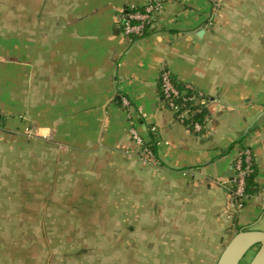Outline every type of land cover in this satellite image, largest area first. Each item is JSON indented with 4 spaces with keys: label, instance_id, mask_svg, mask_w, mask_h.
<instances>
[{
    "label": "crops",
    "instance_id": "0c3cea01",
    "mask_svg": "<svg viewBox=\"0 0 264 264\" xmlns=\"http://www.w3.org/2000/svg\"><path fill=\"white\" fill-rule=\"evenodd\" d=\"M154 1L163 9L128 43L122 14L143 0H17L13 53H0V210L46 192L42 203L69 217L110 208L106 220L142 225L138 254L160 264H216L234 234L264 232V0H223L213 27L207 0ZM161 69L216 100L204 134L164 107ZM123 99L155 164L137 159ZM244 148L253 193L235 211ZM2 214L0 264H39Z\"/></svg>",
    "mask_w": 264,
    "mask_h": 264
},
{
    "label": "rangeland",
    "instance_id": "374dc122",
    "mask_svg": "<svg viewBox=\"0 0 264 264\" xmlns=\"http://www.w3.org/2000/svg\"><path fill=\"white\" fill-rule=\"evenodd\" d=\"M16 2L17 0H0V53L7 55L9 52L13 53ZM26 132L28 134L30 130ZM26 184L28 183L22 184V190L26 188ZM46 195V192L39 193L38 201L33 195V199H29V206L10 210L11 213L13 212L11 216L0 210L1 213H6L2 215L7 217V228L10 225L12 229H9L13 232L17 229L16 233H22L21 242L26 246L25 252H28L29 244L32 242L34 249L40 255L39 264H160L165 259L138 254L137 248L142 249V246L139 244L137 246L136 238L142 235V225L133 227L132 221L128 224L127 220H106L105 217L110 215V208H107L106 212L107 209L93 210V212L83 210L82 214H77L76 209H71V216L74 217L72 218L65 213L66 209L48 208L42 203ZM22 197L24 201V194ZM31 200H33L32 205ZM95 213L99 218L95 217ZM170 227L171 225H167L165 230L171 231ZM132 231L136 236L134 241ZM31 232L39 234L37 244L34 243ZM26 235H29V238H26ZM255 252L256 250L253 249L243 259L242 264H248ZM174 259L167 258V261L173 262Z\"/></svg>",
    "mask_w": 264,
    "mask_h": 264
},
{
    "label": "built area",
    "instance_id": "2783aa9c",
    "mask_svg": "<svg viewBox=\"0 0 264 264\" xmlns=\"http://www.w3.org/2000/svg\"><path fill=\"white\" fill-rule=\"evenodd\" d=\"M143 1L144 5L141 7V11H137L136 7H133L127 13L122 14V34L128 43L143 35L145 30L149 29L153 17L163 9V4L159 1ZM207 2L211 7L208 25L213 27L223 0H207ZM158 82L164 107L172 114L174 122L196 135L204 134L208 128L211 108L216 100L192 84H181L165 69H161ZM122 107L130 122L128 133L137 150V159L143 164H155L154 147L148 144L149 140L144 139L135 128L128 100H122ZM149 132L154 137L153 140L156 139V129L150 128ZM28 134L30 133L28 132ZM233 172L235 185L228 193L229 204L233 210L241 211L250 198L245 192L247 181L254 174L252 155L248 148L242 149L237 155Z\"/></svg>",
    "mask_w": 264,
    "mask_h": 264
},
{
    "label": "water",
    "instance_id": "95a60500",
    "mask_svg": "<svg viewBox=\"0 0 264 264\" xmlns=\"http://www.w3.org/2000/svg\"><path fill=\"white\" fill-rule=\"evenodd\" d=\"M253 249L256 252L248 264H264V232L239 231L223 246L216 264H242Z\"/></svg>",
    "mask_w": 264,
    "mask_h": 264
},
{
    "label": "trees",
    "instance_id": "16d2710c",
    "mask_svg": "<svg viewBox=\"0 0 264 264\" xmlns=\"http://www.w3.org/2000/svg\"><path fill=\"white\" fill-rule=\"evenodd\" d=\"M148 29L145 30V32L143 33V35L147 32ZM0 123H1V118H0ZM150 142V141H149ZM147 142L148 144H152L151 142L149 143ZM154 151V149H153ZM253 178H254V174L250 177V179L247 181V184H246V188H245V192L247 195L251 196V194L253 193V186H252V181H253Z\"/></svg>",
    "mask_w": 264,
    "mask_h": 264
}]
</instances>
